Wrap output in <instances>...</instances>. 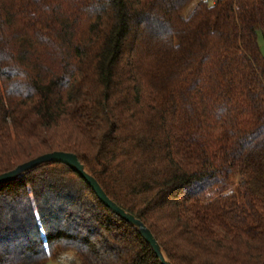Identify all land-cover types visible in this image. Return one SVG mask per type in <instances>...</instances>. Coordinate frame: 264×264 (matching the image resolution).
<instances>
[{"label": "trees", "instance_id": "16d2710c", "mask_svg": "<svg viewBox=\"0 0 264 264\" xmlns=\"http://www.w3.org/2000/svg\"><path fill=\"white\" fill-rule=\"evenodd\" d=\"M193 1L0 0V175L75 154L171 264H264V0ZM66 252L162 264L66 165L0 186V264Z\"/></svg>", "mask_w": 264, "mask_h": 264}, {"label": "water", "instance_id": "95a60500", "mask_svg": "<svg viewBox=\"0 0 264 264\" xmlns=\"http://www.w3.org/2000/svg\"><path fill=\"white\" fill-rule=\"evenodd\" d=\"M59 163L68 166L72 170L76 171L92 188V190L97 195L98 199L114 214L122 218L126 222L130 223L137 228L139 233L142 235L144 240L152 247L156 256L161 260L162 264H171L164 256L163 251L155 239L152 232L147 228V226L134 217L133 215L127 213L121 207H119L114 201H112L105 191L102 189L97 180L86 172L85 167L79 162L77 156L68 152H52L39 156L29 162L19 165L12 171L0 175V186L15 182L26 173L33 171L45 164Z\"/></svg>", "mask_w": 264, "mask_h": 264}, {"label": "rangeland", "instance_id": "374dc122", "mask_svg": "<svg viewBox=\"0 0 264 264\" xmlns=\"http://www.w3.org/2000/svg\"><path fill=\"white\" fill-rule=\"evenodd\" d=\"M197 3L198 0H194L188 9L194 8ZM259 45L264 56V32L259 33ZM230 188H236V186L233 185ZM49 264H80V262L73 252H66L62 253L58 258L51 260Z\"/></svg>", "mask_w": 264, "mask_h": 264}]
</instances>
